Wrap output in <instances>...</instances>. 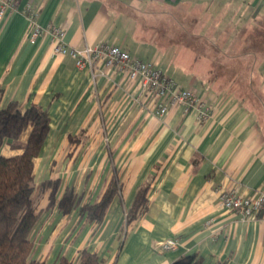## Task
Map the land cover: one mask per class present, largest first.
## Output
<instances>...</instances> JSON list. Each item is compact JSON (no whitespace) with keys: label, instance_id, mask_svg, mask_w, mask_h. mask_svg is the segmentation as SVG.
Listing matches in <instances>:
<instances>
[{"label":"crops","instance_id":"1","mask_svg":"<svg viewBox=\"0 0 264 264\" xmlns=\"http://www.w3.org/2000/svg\"><path fill=\"white\" fill-rule=\"evenodd\" d=\"M37 15L41 35L25 13ZM52 27L72 48L108 42L152 63L207 103L199 121L184 106L158 117L150 95L116 69L81 71L54 53ZM264 95V0H17L0 18V108L17 102L49 113L35 159L34 258L76 261L88 249L104 264H171L197 254L205 264H264V210L242 219L221 205L224 191L264 192V130L247 91ZM31 128L20 141L26 143ZM23 150L5 141L0 157ZM117 178L118 195L100 223L81 214ZM67 189L81 199L70 214L48 207ZM149 184L148 208L126 213ZM177 239L176 251L159 244Z\"/></svg>","mask_w":264,"mask_h":264},{"label":"trees","instance_id":"2","mask_svg":"<svg viewBox=\"0 0 264 264\" xmlns=\"http://www.w3.org/2000/svg\"><path fill=\"white\" fill-rule=\"evenodd\" d=\"M3 88H0V99ZM31 128L26 143L20 141L21 135ZM50 130L49 113L42 106L33 104L23 108L17 102H10L0 108V146L10 142L12 148L23 150L13 157H0V264H49L34 258L35 245L32 233L39 221L40 212L35 202L37 189L35 181V159L40 155ZM45 187H53L48 204L56 205V192L59 181L46 182ZM120 185L115 177L109 184L99 202L85 204L81 214L90 223L103 221L113 199L118 195ZM149 184L139 188L133 205L126 213V225L130 226L148 208ZM81 199L73 189H67L57 203L59 210L67 215L80 205ZM105 258L84 249L76 261L65 257L54 264H104ZM171 264H205L201 256H183Z\"/></svg>","mask_w":264,"mask_h":264},{"label":"built area","instance_id":"3","mask_svg":"<svg viewBox=\"0 0 264 264\" xmlns=\"http://www.w3.org/2000/svg\"><path fill=\"white\" fill-rule=\"evenodd\" d=\"M17 0H0V18L7 9L13 8ZM34 29L32 39L41 35L37 24V13L30 6L25 9ZM50 32L54 41V53L70 56L81 71L92 72L94 76H108L109 70H117L127 77L131 83L141 87L139 99L150 95L155 101V114L165 117L173 108L182 105L186 112H194L199 121H205L211 116L210 108L205 100L193 89L184 88L176 80L157 69L152 63L132 56L128 51L101 42L95 46L72 48L64 42L65 32L59 27H52ZM221 205L242 219L259 215L264 210V192L254 197L239 195L235 190L224 191L221 195ZM179 247L177 239H167L159 244L162 252L176 251Z\"/></svg>","mask_w":264,"mask_h":264},{"label":"rangeland","instance_id":"4","mask_svg":"<svg viewBox=\"0 0 264 264\" xmlns=\"http://www.w3.org/2000/svg\"><path fill=\"white\" fill-rule=\"evenodd\" d=\"M247 93L250 95V105L255 109L257 112L260 120L261 125L264 130V95H260V91L257 87H253L252 91L250 89L247 91Z\"/></svg>","mask_w":264,"mask_h":264}]
</instances>
